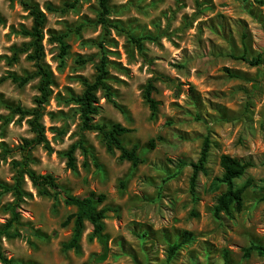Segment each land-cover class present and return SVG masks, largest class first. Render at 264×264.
Instances as JSON below:
<instances>
[{
  "label": "rangeland",
  "instance_id": "obj_1",
  "mask_svg": "<svg viewBox=\"0 0 264 264\" xmlns=\"http://www.w3.org/2000/svg\"><path fill=\"white\" fill-rule=\"evenodd\" d=\"M30 1L46 14L43 60L53 79L41 116L49 149L36 146L30 167L53 174L72 195H102L96 204L110 211L100 236L89 239L86 221L79 248L65 250L72 222L61 223L76 208L65 205L61 194L38 195L26 178L19 235L0 238V250L11 264H264L255 251L243 254L251 244L264 246V5L252 0H109L111 21L135 36H150L137 48L124 32L97 22V0ZM65 1L76 4L65 12L46 9ZM30 26L19 0H0V152L33 135L28 117L6 105L31 108L38 94V78L20 86L7 77L34 71L26 52L13 55L29 41L22 32ZM53 33L67 34L66 54L50 40ZM99 43L106 49L111 96L97 92L100 112L94 119L131 129L122 141L139 145L144 162L135 167L120 161L117 150L106 151L98 132L80 127L73 98L84 81L93 79ZM257 56V64L241 59ZM153 75L160 76L152 91L159 104L151 115L143 89ZM205 139V171L191 188L190 164ZM72 144L73 169L66 157ZM223 153L253 166L234 180L235 186H244L240 209L217 219L212 206L224 189L216 180ZM19 158L14 151L0 160V182L8 187L15 176L11 162ZM13 199L12 191L0 188V226L10 217ZM183 231L191 239L167 259L168 245L179 241Z\"/></svg>",
  "mask_w": 264,
  "mask_h": 264
},
{
  "label": "trees",
  "instance_id": "obj_2",
  "mask_svg": "<svg viewBox=\"0 0 264 264\" xmlns=\"http://www.w3.org/2000/svg\"><path fill=\"white\" fill-rule=\"evenodd\" d=\"M257 4L264 5V0H252ZM23 9L28 12L31 17V26L29 30H23V34L29 37V41L23 44L22 47L16 48L13 51V55L18 52H26L27 59L32 61L34 71L31 74L16 75L8 74V78L18 85H24L33 78H38L37 90L38 94L34 98V106L31 108H24L20 105L6 104L7 107L21 117H28V125L32 137H24L20 143L14 148L9 149L3 147L0 152V160L12 152H17L20 156L19 160H13L11 162L12 167L15 169V176L13 183L10 187L0 182V188L3 190H10L13 194V201L8 206L10 217L0 226V238L8 237L15 238L19 235L18 232V208L26 192L23 188L25 179L27 178L31 185L35 188L38 195L48 196L53 194L56 198L57 195L61 194L63 202L67 206H74L75 212L70 213L62 221L61 225L65 226L72 222V233L70 239L63 244V249H74L79 248V241L84 230V223L87 221L91 225V233L89 239L98 237L101 235L105 228L104 220L107 217V212L110 211L108 206L98 207L97 202L103 200V196H97V199L92 194L78 196L72 195L64 191L57 182L56 177L51 173L40 174L34 171L30 167L31 163V151L38 145L42 144L47 150L49 149L48 143L45 137V128L41 121L42 110L44 105L48 102L51 97V86L53 83L52 73L48 66L45 64L44 58V26L46 21V14L42 8L35 2L30 0H19ZM98 2V13L97 22L102 24L106 29L112 27L116 30L124 32L127 37L137 46L141 48L142 41L144 39H150V36H135L129 28L120 26L117 22L111 21L108 18L110 11L109 0H97ZM76 1L68 2L65 1L62 6H53L51 4L46 5L48 11L65 12L69 8H73ZM66 33H53L50 35V40L55 41L59 44L60 54H66L67 45L65 44ZM100 58L99 62L95 66V74L92 80H86L83 83L82 92L73 98V101L79 107L80 127L82 130H92L100 134L101 139L104 143L105 149L108 152H119L118 159L120 161H128L132 166H137L144 162V158L139 153V145L133 143L131 146H127L123 143L122 137L126 133L130 132L131 129L121 125L120 123H112L107 125L95 121L94 117L99 114L100 106L98 104L97 92L102 91L107 99H110V85L108 83V70H107V57L106 49L99 43ZM249 61L251 64H257L260 61V57H254L251 60L241 58ZM87 59H78L79 63H85ZM160 78V76L153 75L146 83L143 89V98L148 104L151 115H154L157 111L159 102L152 96L154 90V80ZM114 106H118L114 103ZM150 147H154L153 139L148 141ZM75 144L69 146L66 151L67 166L71 169L74 168L75 158L73 156ZM82 148V147H81ZM208 156V144L207 139L202 142V146L199 152V156L196 162H192V174L190 177V186H194V181L197 174L201 171L204 172V164L207 161ZM253 163L248 160H243L231 156L229 154H221L219 156V167L221 174L216 180L224 185V189L219 192L215 198L212 206V214L215 218L220 219L222 215L230 216L232 210L238 211L242 203V192L244 186H235L234 180L241 177L245 171L252 167ZM214 184V181L211 183ZM264 203V195L262 196ZM192 234L188 231H183L179 241H174L168 245L167 248V259H170L174 252L185 242L191 239ZM251 251H255L258 255L264 258V246L258 244H251L243 249L244 256H248ZM0 262L2 264H11V258H7L4 253L0 250ZM224 264H227L226 261Z\"/></svg>",
  "mask_w": 264,
  "mask_h": 264
}]
</instances>
